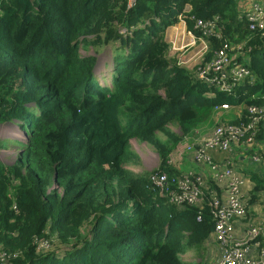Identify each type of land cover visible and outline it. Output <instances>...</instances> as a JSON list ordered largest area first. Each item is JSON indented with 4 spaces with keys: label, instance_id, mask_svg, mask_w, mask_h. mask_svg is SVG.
<instances>
[{
    "label": "trees",
    "instance_id": "trees-1",
    "mask_svg": "<svg viewBox=\"0 0 264 264\" xmlns=\"http://www.w3.org/2000/svg\"><path fill=\"white\" fill-rule=\"evenodd\" d=\"M238 1L0 0V124L16 123L28 137L13 163L0 159V252L9 264H202L181 254L204 250L214 228L207 202L218 188L204 179L203 207H178L150 187L149 174L123 164L131 139L149 144L160 160L152 173H165L175 191L193 175L182 165L196 127L218 118L246 125L247 107L263 106L264 29H249ZM180 19L196 35L198 19L214 22L206 59L227 43L233 61L249 69L233 94L197 79L170 53L164 33ZM113 42L104 86L96 56L80 49ZM224 102L240 114L216 109ZM263 124L254 127L261 142ZM250 175L254 205L264 175Z\"/></svg>",
    "mask_w": 264,
    "mask_h": 264
},
{
    "label": "built area",
    "instance_id": "built-area-1",
    "mask_svg": "<svg viewBox=\"0 0 264 264\" xmlns=\"http://www.w3.org/2000/svg\"><path fill=\"white\" fill-rule=\"evenodd\" d=\"M248 20L249 29H264V0L252 3V7L240 11ZM201 37L196 40L192 31L187 30L189 40L175 37L169 41V50L178 62L189 69L194 68L197 79L215 89L233 94L234 86L249 75L250 71L242 64L234 62L231 53L232 46L225 43L214 52L210 59H206L209 51L207 38L218 32L214 22L202 19L196 21V26ZM199 36V35H197ZM197 45L196 51L191 50ZM241 47H238V49ZM264 103V102H263ZM234 108L233 105L222 103L216 109L224 111ZM251 121L244 125H233L223 121L217 122L207 133L194 139L187 150L197 161L204 162L214 169H219L216 178L225 186V197L214 193L210 194L207 204L214 217V228L208 241L214 242L219 250L215 264H264V222L248 226L241 234L234 233L238 219L246 213V205L242 197L241 186L243 178L231 166V159L226 158L225 164L215 166L208 151H221L228 153L232 148L250 151L249 159L256 164H262L264 142L255 139L256 124L263 120V106L249 105L247 107ZM240 112L238 113V115ZM264 126V124H263ZM252 131V133H250ZM192 174V172H189ZM150 187L162 197L178 207L183 205L203 207L204 176L199 173L186 175L177 181L176 190L170 189V184L165 173H151L148 176ZM220 185V183H217ZM200 213L197 220H200ZM8 255L0 252V264H9Z\"/></svg>",
    "mask_w": 264,
    "mask_h": 264
},
{
    "label": "rangeland",
    "instance_id": "rangeland-1",
    "mask_svg": "<svg viewBox=\"0 0 264 264\" xmlns=\"http://www.w3.org/2000/svg\"><path fill=\"white\" fill-rule=\"evenodd\" d=\"M133 1V0H131ZM259 0H239L238 1V6L240 8V11L242 10H247L252 7L253 2H257ZM186 10H189L187 7ZM239 11V12H240ZM169 27H172L170 32L167 34V29L166 28V37L164 33V38L166 40H173L175 37H179L183 40H189V35H187V30L185 28V23L180 19L177 23L174 25H171ZM121 32H126L124 28H120ZM193 36L195 37L196 40H203V39H198L201 37V35L197 36L195 33H193ZM117 42L110 43L108 45H99V46H89L87 48L82 47L80 49V52L83 55H95L96 56V71L95 74L97 75V79L101 85L108 86L111 82L112 78V68H113V56L114 53L116 52L115 48L117 46ZM197 45L193 47V52L194 50L196 51ZM188 68V67H187ZM194 68L190 69L192 72ZM230 112H234L236 109L234 108H229ZM227 115V113H225ZM214 121H204L202 122L198 127H196L197 133L194 134V139L202 136V134L207 133L214 125ZM169 129L172 131L177 132L178 128H176L175 125H168ZM199 131V132H198ZM25 131H22L18 126H16V123L13 122H6L0 124V142L1 148H0V159L4 161L5 163H13L16 159V153L18 151H22V143L20 142H26L27 140V134L24 133ZM19 134H22L20 136ZM203 134V135H204ZM158 137L161 138L162 140L166 138V136L163 133H157ZM21 139L20 141L17 139ZM193 139V140H194ZM195 141V140H194ZM194 141H190V144H192ZM187 144V143H186ZM186 146V145H185ZM129 153L128 157L124 162V166L128 167L129 170L133 171L134 173H138L140 175H148L152 173V170L155 168V164L158 162L156 154V150L150 146L149 144L142 142L138 139H131L130 140V145H129ZM188 147V146H187ZM186 147V149H187ZM152 153V154H151ZM140 154L143 156L144 160L147 162H151L153 164L152 167H148L146 164H142V159ZM246 158L243 161H238L239 162V167H245L246 169H254L256 164L255 163H250L248 160L249 155H244ZM235 170V169H234ZM264 212V209H263ZM86 229V227H85ZM58 243H54L53 245H56ZM210 245L215 246L216 244L214 242H210ZM209 245L206 244V242L203 245V249L197 250H188L185 253L181 254V259L184 261H196L202 258L201 262L202 264H215V255L210 252L208 249ZM55 248H59L57 251H61L62 247L59 245L56 246ZM203 250V251H202ZM66 251V250H65ZM64 251V252H65ZM63 252V253H64ZM214 260V261H213ZM214 263H211V262Z\"/></svg>",
    "mask_w": 264,
    "mask_h": 264
},
{
    "label": "crops",
    "instance_id": "crops-1",
    "mask_svg": "<svg viewBox=\"0 0 264 264\" xmlns=\"http://www.w3.org/2000/svg\"><path fill=\"white\" fill-rule=\"evenodd\" d=\"M171 28L172 27H168V29L166 31L167 34L171 31L170 30ZM166 32H165V37H166ZM166 41H169V40H167V38H166ZM234 109H236L234 112H230L229 111L230 109H229V110H226L224 112V114L227 113L226 116L228 118L233 117V116L234 117L238 116V113L241 111V107L239 105H235ZM222 119L223 118L215 119L213 125H215L219 121H222ZM224 121H226V120H224ZM185 150L186 149H184V152H185ZM185 153H187V152H185ZM208 153L212 159L213 164L216 167L220 166V165L223 166L225 164V159L227 157V154H230L231 157H229V158L231 159V166L233 167V169H235L236 172L241 174V176L243 178V183L241 186V192H242V197H243V199L245 201V205H246V213H245V216L243 218L238 219V223L235 227L234 233L236 235H239L245 229H247L248 226H250V225L262 224V222H264V212H263L264 196L261 199V201L260 200L257 201L254 205H248V203H247L248 192L255 183L254 179L251 177L250 174L255 173V174H258L259 176L264 175V173H262V170L260 169V165L259 166L256 165L255 168L251 169V170L246 169L245 167H239L238 161H243L246 157L244 156L245 151L240 150V149H236V148H232L227 154H226V152L214 151V150H210V151H208ZM140 156L142 159V164H144V165L146 164L148 167L153 166V164H151V162L149 163V162L145 161L141 154H140ZM156 156H157L158 162L155 164V168L159 165V162H160L158 154ZM185 156H186L187 160L185 159L186 164L182 165V169L189 170L193 173L201 174L202 176H204V179H206L207 182L209 181L210 183H212L214 186H216L218 188V191H219L218 196H220L222 198L225 197V195H226L225 186L223 184L221 185V182H218V180L216 178V175H217V173L220 172V170L214 169V168H212V166H210L204 162L197 161L189 151H188V154ZM236 158L238 160H236ZM248 160L250 163H253L249 159V157H248ZM152 168H154V167H152ZM217 183H220V185H218ZM204 202H205V199H203V203ZM206 244L209 245V247L208 246L207 247L210 250V252H212L215 255V263H216V260L218 258V254H219V250H218L217 245H216V247L210 245V242L208 240L206 241ZM213 261L211 263H214Z\"/></svg>",
    "mask_w": 264,
    "mask_h": 264
},
{
    "label": "clouds",
    "instance_id": "clouds-1",
    "mask_svg": "<svg viewBox=\"0 0 264 264\" xmlns=\"http://www.w3.org/2000/svg\"><path fill=\"white\" fill-rule=\"evenodd\" d=\"M184 22V21H183ZM185 28H186V26H185ZM187 29V28H186ZM168 43H169V41H167ZM16 126H18V125H16ZM19 127V126H18ZM23 131V130H22ZM24 133H26V132H24ZM20 136H22V134H19ZM18 140H21V139H19V138H17ZM136 139V138H135Z\"/></svg>",
    "mask_w": 264,
    "mask_h": 264
},
{
    "label": "water",
    "instance_id": "water-1",
    "mask_svg": "<svg viewBox=\"0 0 264 264\" xmlns=\"http://www.w3.org/2000/svg\"><path fill=\"white\" fill-rule=\"evenodd\" d=\"M156 155H157V153H156Z\"/></svg>",
    "mask_w": 264,
    "mask_h": 264
}]
</instances>
